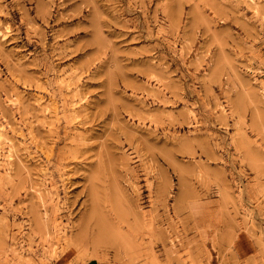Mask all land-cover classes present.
Returning <instances> with one entry per match:
<instances>
[{"label":"rangeland","instance_id":"1","mask_svg":"<svg viewBox=\"0 0 264 264\" xmlns=\"http://www.w3.org/2000/svg\"><path fill=\"white\" fill-rule=\"evenodd\" d=\"M0 264H264V0H0Z\"/></svg>","mask_w":264,"mask_h":264},{"label":"bare ground","instance_id":"2","mask_svg":"<svg viewBox=\"0 0 264 264\" xmlns=\"http://www.w3.org/2000/svg\"><path fill=\"white\" fill-rule=\"evenodd\" d=\"M2 142V141H1Z\"/></svg>","mask_w":264,"mask_h":264}]
</instances>
